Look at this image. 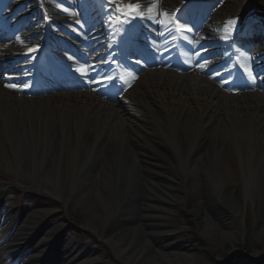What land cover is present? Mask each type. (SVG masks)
<instances>
[{"label": "bare ground", "instance_id": "1", "mask_svg": "<svg viewBox=\"0 0 264 264\" xmlns=\"http://www.w3.org/2000/svg\"><path fill=\"white\" fill-rule=\"evenodd\" d=\"M234 1L239 3L242 0ZM256 2L262 9L264 8V0ZM62 3L64 8L70 11L84 2L62 0ZM112 3L115 7L122 6L119 0H112ZM134 3L144 7L153 3L159 4V0H136ZM247 4L244 0L242 6L245 7H241L243 11ZM106 9L93 3L89 7V14L97 12L104 17ZM210 14V10H204L201 16L199 11L195 15V10L192 9L183 10L179 16L184 17L185 21L199 24V21H204ZM147 15L146 13L144 17L126 16L124 20L136 19L143 27V36L148 39L159 38L160 33L162 38L166 36L169 39L172 36V30L168 25L160 26L156 22V16L155 19H148ZM5 22L6 18L0 21V29L4 28ZM120 24L121 21L118 22L116 19L108 24L100 23L98 28L106 30L107 33L112 30L119 32ZM81 28L88 33L89 29L85 23L81 22ZM67 32L78 38L75 31L68 29ZM201 33L205 37L206 33L203 31ZM167 39L159 45V50L151 47L153 51L142 59L123 60L109 72L95 71L78 60L79 63L73 66L72 71V76L78 78L80 82L81 90L78 91H60L47 81L33 87L26 81L16 78H2L7 70L14 72V69L0 66V171L7 164L6 146L8 148L13 142L17 144L22 140H27L36 149V159L39 156L40 160L35 167L38 174L45 172L54 175L58 169V179L62 183L66 182V170L71 155L70 149L63 144L67 138L73 140L76 144L74 154L77 166L72 183L74 187L80 189L88 184L84 174L91 170L100 172L104 188L108 189L111 186L114 189L112 182L121 180L125 173L136 170L141 172L140 167H144L146 156H153L157 163L167 166L168 170H165V173L172 178L173 175L177 176L178 183L187 181L186 173L192 158L195 159L192 156L197 150L201 153L199 159L204 156L210 160L208 171L212 173L214 170V173L218 168L217 162L222 150L225 149V144L230 143L234 132L240 149L244 147L242 135L246 128L250 136L258 138L252 145V150L256 148L264 152V98L250 95L247 91L251 90L252 86L238 78L216 81L211 77L207 80L204 77L207 76L206 70L198 66V56L192 50L189 51L187 34L182 33L180 39L176 38L173 41ZM19 41H22L20 37L15 36L12 43L18 44ZM82 44L91 48L98 45L89 40ZM109 48L110 40L104 44L101 51ZM245 61L250 65L253 63L248 58H245ZM149 66L153 67L154 72H144ZM32 67V64L27 63L16 71L31 73ZM78 69H87V74ZM193 71L202 76L192 75ZM123 83L134 87L145 85L146 88L136 92H133V89L123 92ZM258 86H262V83ZM229 93L234 94L235 101H230ZM229 127L231 132L228 130ZM3 133L8 145L2 137ZM154 140H158L160 144ZM61 149L64 157L62 168L65 169L56 166ZM132 181L135 184L125 183L119 196H115V199L123 202L122 207L129 214L127 221L117 225L118 227L114 225L115 221H111L107 231L103 230L105 233L100 237L112 248L115 258L122 264H172L167 259L160 262L155 259L162 253L167 254L165 243L158 244L156 249L148 244L143 245L137 234L136 239L131 238L132 233L136 232L135 228L138 232L141 231L140 227H133L132 218L138 213L141 201H145L143 194L149 192L146 195L152 201L168 200V195L164 193L165 182L156 179L148 181L139 176L132 178ZM205 182L211 186L217 197L227 199L219 196L225 178L219 181L209 178ZM171 186L174 190L180 189L173 183ZM52 195L58 197L57 194ZM109 199L111 196L105 194L98 198L105 213L101 218L103 222L109 218V214L107 215ZM146 207L144 205V208ZM199 211L196 209L192 213L198 217ZM20 216H23V213ZM4 222V218L0 216V264H44V260L47 259L45 256L29 259L28 254L32 250V243L42 237L48 224L38 228L19 254H8L7 244L22 240L28 230L22 234H15L20 219L14 228L7 232L2 229ZM200 228L204 233L207 231L204 225ZM91 229L95 233L100 232L95 226ZM125 234L128 235V240L124 242L115 240L121 236L124 238ZM145 238L143 237L144 240ZM55 242L53 258H49L52 259V263L104 264L94 258L90 259L92 250L84 253L75 244L64 245ZM188 263L193 264V261L187 258Z\"/></svg>", "mask_w": 264, "mask_h": 264}, {"label": "rangeland", "instance_id": "2", "mask_svg": "<svg viewBox=\"0 0 264 264\" xmlns=\"http://www.w3.org/2000/svg\"><path fill=\"white\" fill-rule=\"evenodd\" d=\"M111 1L100 0L104 4H109ZM122 1L123 4L130 3L128 0ZM38 2L41 4L39 0H18L17 6L23 4V9L16 15L17 20L14 22L20 23L24 17H27L21 22L26 25L27 30L22 29L20 34L29 35L28 33H31L33 35L38 32L39 35L32 39L33 46L43 36V25L40 21L41 10L46 14L45 28L52 27L53 29L49 32L52 36H58L61 33L58 29L62 24L56 22L60 21L65 14L61 10H54L55 7L62 9L63 6L59 0H44L45 4L43 3V5H38ZM168 2V0H160L159 3L162 4V7L166 6L165 3ZM245 2L248 4L244 11L241 8L245 7V5L242 6L244 0L239 3L234 0L213 2L210 10L219 12L211 17V25L213 27L220 26L219 24L228 25L233 24L236 20H239V23L240 20L243 21L242 16L248 14V18H252L254 26L262 29L264 34V16H256V13H252L254 9L264 13V8L262 9L256 0H245ZM171 7L173 5L167 9L169 10ZM76 12H74L73 18L79 15ZM115 13L116 11L113 9L106 14L107 17L112 18ZM97 17L93 18L91 24ZM29 23L31 24L28 26ZM235 27L237 26L234 23L233 28ZM225 38L227 39V36L223 37V39ZM83 53L92 59L90 52ZM18 66L16 65V67ZM152 71L154 72L152 66L144 70V72ZM13 76L20 77L18 73L14 72L3 74L4 78ZM75 84L76 82L71 80L66 84H58L57 88L65 92L80 90ZM142 88L145 89L146 86L130 87L127 85L123 91L133 89L132 91L136 92L141 91ZM255 92L257 91L255 90ZM235 98L234 95H231L230 101H235ZM228 130L231 132L230 127ZM234 134L236 132L230 138V143L225 144L226 147L222 150L217 162L218 168L214 173V170L212 173L208 171L210 168L209 159L204 156L199 159L201 153L198 150L192 156L195 159L191 157L192 162L186 173L187 181L185 183H178L177 176L173 175L172 178L165 173V170H168L167 166L157 163L153 156H146L144 167H140L141 172L136 170L132 173H125L124 176H121V180L112 182L114 189L111 186L108 189L104 188L102 175L100 172L92 170L84 174L88 180L85 187L80 189L73 186L72 182L77 166L74 154L76 144L69 138L63 144L71 152L65 183L58 179V169L54 175L45 172L38 174L35 167L40 161L39 156L36 159V149L27 140H22L17 144L13 142L8 148L6 146L7 164L0 171V205L4 216L8 218L2 228L12 229L21 219L15 234L28 231L27 235L23 237L24 240L9 242L8 246L19 244L13 250L20 251L38 228L48 224L42 237L32 243L33 247L28 258L36 259L45 256L47 259L44 260V264H57L52 263V259H49L54 254V243L57 241L64 245L65 243L75 244L84 253L92 250L90 259L94 258L98 262L122 264L115 258L112 248L100 236L105 233L104 231H107L111 221H115V226L127 221L129 214L122 207L123 202L118 198L115 199V196H119L125 183L127 185L135 184L132 178L139 176L148 181L163 180L165 182L163 184L164 193L169 197L164 202H157V200L152 201L147 198L146 193L149 192H143L145 201H141L138 213L134 214L132 218L133 227L138 226L141 229L138 232L135 228L136 232L134 231L131 235L133 240L138 235V239L143 242V245L148 244L156 249L158 244L165 243L167 254L163 255L162 253L155 258L158 259V262L167 259L172 264H187L188 258L193 261V264H252L251 262L264 264V152L256 148L252 150V145L258 138L250 136L247 128L243 131L244 147L241 149ZM2 137L8 145L4 133ZM154 141L159 143L158 140ZM14 155L15 157H13ZM63 158L61 149L56 164L58 168L64 167ZM209 178L214 181L225 178V184H222L219 196L227 199L223 200L217 197L210 188L211 186L206 185L205 181ZM171 183L179 186L180 189H172ZM111 189H113V194ZM52 194H57L58 197H53ZM103 194L111 196L108 201L109 210H107L109 218L105 222L101 221L102 215L105 213L98 201V198ZM144 205L147 207L144 208ZM196 209L200 210L198 217L192 213ZM21 213L23 216H20ZM114 215L116 216L114 217ZM203 225L207 229L205 233L200 228ZM92 226L99 228L100 232L96 231L95 233L91 229ZM143 237H146L145 240ZM115 240L124 242L128 240V235ZM249 248L251 250H248ZM12 251L10 248L7 249L8 254ZM245 253L249 254L245 255ZM48 260L50 261L46 263Z\"/></svg>", "mask_w": 264, "mask_h": 264}, {"label": "snow or ice", "instance_id": "3", "mask_svg": "<svg viewBox=\"0 0 264 264\" xmlns=\"http://www.w3.org/2000/svg\"><path fill=\"white\" fill-rule=\"evenodd\" d=\"M118 13V22L123 21L126 16H139L144 17L147 13L148 19H155V16H168L169 14L166 12H163L158 3H153L151 6H144L142 7L139 4H123L122 6H116L114 9ZM162 22V21H161ZM171 22V21H169ZM177 28L179 31H191V29L186 28L185 25L177 24ZM82 71L84 74H87V69H78ZM111 79V78H109Z\"/></svg>", "mask_w": 264, "mask_h": 264}, {"label": "trees", "instance_id": "4", "mask_svg": "<svg viewBox=\"0 0 264 264\" xmlns=\"http://www.w3.org/2000/svg\"><path fill=\"white\" fill-rule=\"evenodd\" d=\"M248 250H250V248Z\"/></svg>", "mask_w": 264, "mask_h": 264}]
</instances>
